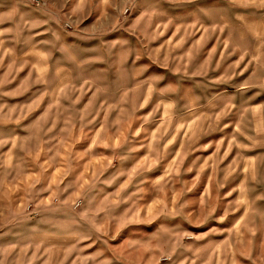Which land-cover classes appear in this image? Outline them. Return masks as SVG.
Returning a JSON list of instances; mask_svg holds the SVG:
<instances>
[{
	"label": "rangeland",
	"instance_id": "1",
	"mask_svg": "<svg viewBox=\"0 0 264 264\" xmlns=\"http://www.w3.org/2000/svg\"><path fill=\"white\" fill-rule=\"evenodd\" d=\"M0 0V264H264V0Z\"/></svg>",
	"mask_w": 264,
	"mask_h": 264
},
{
	"label": "crops",
	"instance_id": "2",
	"mask_svg": "<svg viewBox=\"0 0 264 264\" xmlns=\"http://www.w3.org/2000/svg\"><path fill=\"white\" fill-rule=\"evenodd\" d=\"M74 2H75V0H72V1H71V4H73Z\"/></svg>",
	"mask_w": 264,
	"mask_h": 264
}]
</instances>
